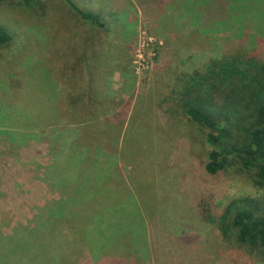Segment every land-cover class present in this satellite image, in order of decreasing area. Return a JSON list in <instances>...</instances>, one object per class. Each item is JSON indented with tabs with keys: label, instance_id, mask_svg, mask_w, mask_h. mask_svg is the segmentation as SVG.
Here are the masks:
<instances>
[{
	"label": "rangeland",
	"instance_id": "rangeland-1",
	"mask_svg": "<svg viewBox=\"0 0 264 264\" xmlns=\"http://www.w3.org/2000/svg\"><path fill=\"white\" fill-rule=\"evenodd\" d=\"M34 1L0 3V26L12 37L0 47V237L19 239L18 254L7 261L264 264V248L238 243L201 216L203 203L217 218L234 201L264 202L256 168L230 158L224 170L208 173L217 147L171 98L178 77L215 58L251 54L264 61V0H73L99 15L98 24L65 0ZM47 100L79 119L101 115L104 126L82 128L91 138L79 149L101 160L102 193L53 185L52 130L30 126L26 115ZM104 129L111 145L98 141ZM18 132L21 138L11 136ZM28 176L51 181L28 184ZM41 207L65 215L59 231L48 226L39 238L43 225L35 231L34 219ZM100 228L105 239L95 234L93 241L89 235Z\"/></svg>",
	"mask_w": 264,
	"mask_h": 264
},
{
	"label": "trees",
	"instance_id": "trees-1",
	"mask_svg": "<svg viewBox=\"0 0 264 264\" xmlns=\"http://www.w3.org/2000/svg\"><path fill=\"white\" fill-rule=\"evenodd\" d=\"M4 1L36 5L34 0H0V3ZM65 1L84 20L95 24L100 22L99 15L80 10L73 0ZM11 39V34L0 26V47ZM171 98L178 111L193 127L209 131L206 139L209 144L217 147L208 155L209 162L206 164L208 173L218 174L227 167L230 158H235L242 163L244 169L256 168V183L264 186V61L257 60L251 54H234L215 58L203 70L178 77L173 85ZM42 106L40 111L26 113V115L30 126L41 122L45 124L43 130H46L47 126L48 130H52L51 136L54 142L50 144V152L58 167L56 171L59 179L53 180V185L75 192L89 190L102 193L105 188L100 189L99 186L105 174L101 160L98 157H91L88 147L79 149L85 147L84 138H91L89 133H87L88 136L83 133L82 128L94 129L103 125L101 115L89 113L86 117L79 119L75 113L63 114L62 107L58 113L52 101L47 100ZM106 130L104 129L102 133L97 131L100 135L97 139L100 143L111 145L112 138H109ZM11 136L21 138L23 134L18 132ZM124 142L125 139L120 142L123 147ZM115 145L118 146L119 141H116ZM119 153L124 157L123 148ZM65 164L69 167L65 168ZM83 164L89 166L83 169ZM91 168L96 173L98 182H93L88 176L87 170ZM103 197L101 207L106 209L107 199ZM201 208H203L201 210L203 219L207 223L218 225L225 236L232 233L238 243L253 250L264 248V202L251 198L234 201L227 205L217 218L212 216L204 203ZM48 210L47 207L39 209L34 219L35 231L43 225V229H40L37 234L39 238L42 233L50 230L47 229L48 226L50 228L55 226L58 230L65 215L61 209ZM47 212H50V215ZM86 219L84 215L80 222ZM15 237L16 235L0 237L1 263L3 264H20L18 260L7 261L8 257H6V255L15 257L18 254L14 243H18L19 239L16 240ZM40 243L39 249L43 250L41 246L43 241L40 240ZM43 255L44 253L41 258Z\"/></svg>",
	"mask_w": 264,
	"mask_h": 264
},
{
	"label": "crops",
	"instance_id": "crops-1",
	"mask_svg": "<svg viewBox=\"0 0 264 264\" xmlns=\"http://www.w3.org/2000/svg\"><path fill=\"white\" fill-rule=\"evenodd\" d=\"M50 181H51V179H50ZM50 181H49V179H47L45 177L43 178V180H39V181H35L34 179H31L29 176L27 177L28 184L29 183H34L33 185H36V183H39V184L43 183L44 184V182L47 184ZM28 188H29V185H28ZM41 208H43V207H41ZM41 208H39V209H41ZM103 231H104V229L103 228L102 229L100 228V229L96 230V232L94 234L91 233L89 236H90V238L93 239V241H99L98 237L94 238V235L95 234H98V236L104 237ZM103 239H105V237ZM113 262H115V260ZM113 262H112V264H114Z\"/></svg>",
	"mask_w": 264,
	"mask_h": 264
}]
</instances>
